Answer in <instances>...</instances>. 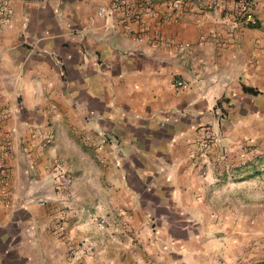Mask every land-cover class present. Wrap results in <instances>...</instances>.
Instances as JSON below:
<instances>
[{"label":"crops","instance_id":"obj_1","mask_svg":"<svg viewBox=\"0 0 264 264\" xmlns=\"http://www.w3.org/2000/svg\"><path fill=\"white\" fill-rule=\"evenodd\" d=\"M115 1L9 0L0 150L9 143L11 197L0 204V264H255L264 0H247L255 26L198 8L173 13L170 0L124 20L110 12ZM205 127L215 140L197 155ZM69 245L87 248L73 257Z\"/></svg>","mask_w":264,"mask_h":264},{"label":"built area","instance_id":"obj_2","mask_svg":"<svg viewBox=\"0 0 264 264\" xmlns=\"http://www.w3.org/2000/svg\"><path fill=\"white\" fill-rule=\"evenodd\" d=\"M167 10L171 12L186 11V8H198L202 11H216L220 12L222 16L229 22L235 23L237 20L246 23L248 26H255L257 19L254 15L253 4L247 0H232L231 3H227L223 0H170L166 6ZM111 13H118L124 20L130 21H142L147 17H152L155 12L152 9L150 0L133 1V0H117L110 6ZM103 11H100L102 14ZM12 10L9 5V0H0V23L3 26L9 25L12 21ZM138 40H142V34H138ZM216 38V37H215ZM217 39V38H216ZM150 46L157 45L156 39L148 40ZM220 46L224 44L218 41ZM177 86H182V82L178 81ZM8 112L0 106V121H5L8 118ZM52 137L47 136L44 144L48 145L51 142ZM215 140V134L209 127H205L201 130V134L198 140L193 144L192 152L197 155L205 154L212 146ZM10 151L9 143L5 142L1 145L0 150V204H7L11 197V189L9 188V169L6 166L5 160L7 159ZM35 203L38 206L45 207L48 205V201L44 198H35ZM66 210H56V230L60 236H64L65 228L63 221L66 218ZM98 227L103 228L106 225L104 219H100L97 223ZM124 228V224H120ZM87 248V247H85ZM78 246L69 245L68 251L71 256L79 255L86 249Z\"/></svg>","mask_w":264,"mask_h":264},{"label":"rangeland","instance_id":"obj_3","mask_svg":"<svg viewBox=\"0 0 264 264\" xmlns=\"http://www.w3.org/2000/svg\"><path fill=\"white\" fill-rule=\"evenodd\" d=\"M263 163V160H260L257 162L258 168H261V164ZM262 172V171H261ZM260 177V176H259ZM260 181L262 182V178L260 177ZM263 224H260L262 226ZM258 235H261V237L256 238L255 240V264H264V238L262 237L263 231H260Z\"/></svg>","mask_w":264,"mask_h":264}]
</instances>
